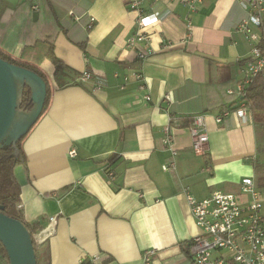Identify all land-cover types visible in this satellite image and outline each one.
<instances>
[{
	"label": "crops",
	"instance_id": "obj_1",
	"mask_svg": "<svg viewBox=\"0 0 264 264\" xmlns=\"http://www.w3.org/2000/svg\"><path fill=\"white\" fill-rule=\"evenodd\" d=\"M139 1L144 13L160 14L147 28L152 52L143 60L142 44L128 45L140 13L129 0H0V44L38 64L52 86L23 139L26 159L14 168L23 217L43 226L35 234L40 264H147L148 249L155 250L148 264H191L200 229L186 189L197 198L239 193L251 176L264 197V121L235 110L216 119L235 106L228 89L245 76L252 42L237 24L249 0ZM49 41L70 67L64 85ZM85 69L90 79L72 81ZM198 113L209 136L205 154L193 149L187 123ZM170 122L174 151L163 139ZM53 215L52 232L43 234Z\"/></svg>",
	"mask_w": 264,
	"mask_h": 264
},
{
	"label": "built area",
	"instance_id": "obj_2",
	"mask_svg": "<svg viewBox=\"0 0 264 264\" xmlns=\"http://www.w3.org/2000/svg\"><path fill=\"white\" fill-rule=\"evenodd\" d=\"M130 6L140 11L137 18L138 29L128 39V45L134 47L142 44L137 50V56L145 59L151 52L147 28L160 19L158 12L144 13L140 8L139 0H129ZM194 7V5L192 4ZM264 16V0H249L248 13L242 18L237 29L252 42L250 58L246 62L245 76L236 88H229V93H236L237 105L222 110L216 116L221 121L223 116L231 110L243 119L252 114L246 98V87L254 77L264 70V47L259 44L260 34L255 29ZM95 17L91 16L88 27L94 23ZM131 75L139 80L144 79V73L140 69H133ZM92 77V72L85 69L76 81H86ZM129 75L125 76L128 79ZM145 97L150 99V95ZM172 122L164 126V142L171 149L174 139ZM192 135V147L198 153L207 151L208 131L205 116L202 113L194 114L189 126ZM172 151H174L172 149ZM70 155L76 154L73 147ZM164 169L174 166V161L162 165ZM210 166L207 165L206 169ZM112 172H110L111 174ZM187 193L191 213L198 225L200 232L193 236L190 242L191 264H264V215L262 212L264 197L257 188L251 176H245L241 180L240 192H228L215 190L210 196L197 198ZM22 204H18L21 207ZM56 216L50 217V223L42 230L43 234L52 232L51 223H55ZM44 239V235H42ZM155 250L148 249L144 252V260L148 264L153 258Z\"/></svg>",
	"mask_w": 264,
	"mask_h": 264
},
{
	"label": "water",
	"instance_id": "obj_3",
	"mask_svg": "<svg viewBox=\"0 0 264 264\" xmlns=\"http://www.w3.org/2000/svg\"><path fill=\"white\" fill-rule=\"evenodd\" d=\"M25 86L31 89L32 107L20 108ZM47 96V83L37 71L0 56V147L12 144L27 134L41 116ZM17 154V149L12 155ZM0 205V241L9 264H38L33 237L24 222L2 211Z\"/></svg>",
	"mask_w": 264,
	"mask_h": 264
},
{
	"label": "trees",
	"instance_id": "obj_4",
	"mask_svg": "<svg viewBox=\"0 0 264 264\" xmlns=\"http://www.w3.org/2000/svg\"><path fill=\"white\" fill-rule=\"evenodd\" d=\"M258 27L261 30L259 32L260 34L259 44L264 47V16L261 24ZM47 55L55 64L54 77L56 83L59 86L64 85L67 81V78H65L67 74V68L70 67L64 64L56 56L54 52V46L51 41H49V49ZM0 56L16 64H20L28 68H31L37 71L42 77H44L47 83V96L43 109L44 112L47 105L49 104V100L52 94V86L49 83V79L46 73L39 67L38 64L12 55L1 44H0ZM249 58H247V60ZM72 81H76V77L73 78ZM246 91H247L246 98L248 99L251 113H253L256 119L260 121H264V70H261L254 77L253 81L247 85ZM234 94L236 95V93ZM236 97L238 98L239 96ZM237 98L232 102L233 104H235V106L238 103ZM32 105L33 102L31 100V89L28 86H25L20 98V108L24 110H29L32 107ZM235 106H230L226 108H232ZM192 119L193 116L189 117L187 119V123L191 124ZM25 136L26 134L17 140L16 147H14L12 144L10 145L4 144L2 147H0V205H3V209H1L2 211L7 213L8 215L17 217L24 222V224L26 225V227L28 228L29 232L33 237V243L37 254L38 264H40V255H39V246H38L39 244L37 242V237L35 236V234L40 229H42L43 226L38 221L36 222L26 221L23 217L21 207H18V202L20 200V186L16 179L14 168L18 163L23 162L26 159V154L23 149V139ZM16 149H17V154L12 155V153ZM0 264H9L7 251L1 241H0ZM80 264H89V261L88 259H83L82 263Z\"/></svg>",
	"mask_w": 264,
	"mask_h": 264
},
{
	"label": "rangeland",
	"instance_id": "obj_5",
	"mask_svg": "<svg viewBox=\"0 0 264 264\" xmlns=\"http://www.w3.org/2000/svg\"><path fill=\"white\" fill-rule=\"evenodd\" d=\"M38 51H39V47H38V49L35 50L36 55L38 54ZM260 154L264 158V143H262L261 150H260ZM262 161H263L262 167L264 169V159H262L261 162ZM258 184H259V187L264 190V181L259 180V183Z\"/></svg>",
	"mask_w": 264,
	"mask_h": 264
}]
</instances>
